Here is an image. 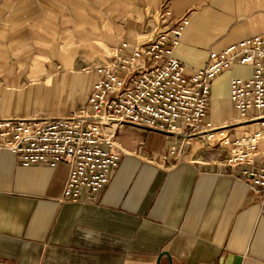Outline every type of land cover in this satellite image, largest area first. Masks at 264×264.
<instances>
[{"label": "crops", "instance_id": "1", "mask_svg": "<svg viewBox=\"0 0 264 264\" xmlns=\"http://www.w3.org/2000/svg\"><path fill=\"white\" fill-rule=\"evenodd\" d=\"M167 5L188 15L174 56L191 75L264 34V0H0V118L67 115L84 105L116 48L150 38ZM235 64L214 78L209 119L234 118ZM107 127L106 131H112ZM120 164L96 201L63 200L69 166H23L0 149V263L264 264V203L224 165L218 139L127 124Z\"/></svg>", "mask_w": 264, "mask_h": 264}, {"label": "built area", "instance_id": "2", "mask_svg": "<svg viewBox=\"0 0 264 264\" xmlns=\"http://www.w3.org/2000/svg\"><path fill=\"white\" fill-rule=\"evenodd\" d=\"M153 35L128 52L122 42L113 61L98 68L100 78L87 102L67 115L0 118V149L23 166L66 163L63 200L96 201L120 164L116 130L127 124L143 130L218 139L228 151L224 165L264 203V34L245 38L222 51L191 75L174 56L189 16L174 18L157 10ZM250 65L252 75L230 83L236 116L221 124L209 119L212 81L233 65ZM113 130L107 132L106 128Z\"/></svg>", "mask_w": 264, "mask_h": 264}, {"label": "water", "instance_id": "3", "mask_svg": "<svg viewBox=\"0 0 264 264\" xmlns=\"http://www.w3.org/2000/svg\"><path fill=\"white\" fill-rule=\"evenodd\" d=\"M231 258H232L231 256H228V258L221 264H240L241 263V260H242L241 256L234 257V260L232 262L230 261ZM0 264H4V263H0Z\"/></svg>", "mask_w": 264, "mask_h": 264}]
</instances>
